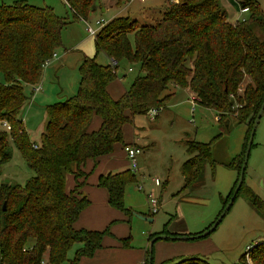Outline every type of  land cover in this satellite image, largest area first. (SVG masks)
Instances as JSON below:
<instances>
[{
	"label": "trees",
	"instance_id": "obj_1",
	"mask_svg": "<svg viewBox=\"0 0 264 264\" xmlns=\"http://www.w3.org/2000/svg\"><path fill=\"white\" fill-rule=\"evenodd\" d=\"M130 1L116 0V5ZM69 4L71 21H89L102 1L69 0ZM238 4L247 11L245 17L233 18L219 0H166L162 16L153 24L140 25L129 15L103 23L94 38L96 55L103 52L116 60V72L96 55L84 56L78 66L76 95L46 105L44 129L39 143H34L22 119L29 101L24 86L33 89L40 80L44 63L62 46L61 33L68 19L58 16L50 5L0 0V119L10 126L8 131L0 128V167L9 160L13 143L33 173L23 184L0 183V264H76L101 247L105 231L75 225L88 205L78 191L79 180L86 175L82 167L87 159L109 155L116 143L124 151L129 143L122 138V130L129 115L145 114L151 108L160 112L174 94L170 87L189 88L196 103L212 108L219 122L232 115L246 125L241 155L224 163L236 169L238 176L264 97L263 12L257 0ZM122 61L137 73L125 93L113 99L108 85L117 78ZM94 115L101 119L98 130L90 129ZM185 151L189 157L180 166L181 190H191L201 181L206 165L214 173L212 141L186 140ZM69 173L76 182L67 191ZM135 183L137 175L129 168L101 174L97 180V186L106 188L109 204L125 215L131 213L124 202L125 191ZM235 185L236 180L220 211ZM239 194L264 218V200L244 180ZM159 234L178 235L166 227ZM121 242L128 246L129 238ZM74 243L79 246L69 259ZM147 255L148 251L144 264ZM158 264L212 263L203 255H183ZM233 264H264V241L251 244Z\"/></svg>",
	"mask_w": 264,
	"mask_h": 264
},
{
	"label": "rangeland",
	"instance_id": "obj_2",
	"mask_svg": "<svg viewBox=\"0 0 264 264\" xmlns=\"http://www.w3.org/2000/svg\"><path fill=\"white\" fill-rule=\"evenodd\" d=\"M12 3L13 0H4ZM240 0H219L233 18L245 17L246 10L239 7ZM28 4L36 6L50 5L54 12L61 18H67L70 23L65 25L61 34V48L56 51V56L43 67V79L36 82L35 91L32 86H24V92L29 97L28 103L23 108V124L27 129L30 141L38 143L39 134L44 129L46 120L45 107L52 102L67 99L76 95L78 89V67H74L76 59L81 57L82 52L75 48L76 43L84 37L85 24L82 21H71V12L63 0H24ZM258 6L264 16V0H257ZM116 5L112 0V10L106 12L96 9L89 16V22L93 25L96 19L104 23L112 13L117 16H130L137 19L138 24H153L159 20L165 10L166 0H132L128 3ZM144 11V12H143ZM143 12V14H142ZM93 48L94 43L87 42ZM65 49H69L66 51ZM58 57V58H57ZM98 59L106 62L103 55ZM77 63V62H76ZM126 64L122 63L117 74L118 78L108 85V91L112 98L117 99L125 93V88L135 77L137 70L133 67L129 72ZM124 75V77H122ZM34 86V85H33ZM174 94L169 99L167 106L160 110L159 114L150 119L149 114L129 115V121L123 126V139L126 143L132 140V131L137 142H141L143 153L138 157V169L150 168L142 177V185L145 193L152 194L159 201L162 192V206L152 215L151 223L141 219L144 217L137 211H133V217L139 218L132 227L134 243L143 244L146 236L159 231L166 221L173 219L179 227H185L193 234H199L211 225L218 216L222 206V199L234 184L237 171L226 167V163L234 156H240L245 138L246 125L240 124L230 115L227 121L219 122L216 112L211 108L196 105L193 115L190 113L191 94L187 88L170 87ZM40 89V90H38ZM38 90V91H37ZM264 114V113H263ZM256 128L255 137L250 148V155L246 164L244 182L249 185L256 194L264 200V115ZM101 119L98 120L100 128ZM91 129V128H90ZM186 140L211 142L213 159L215 160L213 173L211 167L206 165L202 179L198 185L191 188L184 195L179 192L182 186L181 163L189 157L185 151ZM129 141V142H127ZM11 143V141H10ZM12 154L9 160L3 162L0 167V183L2 181L23 184L33 173L29 170L25 159L21 156L18 148L11 143ZM148 149H150L148 151ZM148 151V153H146ZM140 165L141 169H140ZM144 170L140 172V174ZM169 175V181L165 187L155 186L153 178L158 177L161 182ZM137 188V183H135ZM133 185L126 190V205L131 199L130 191ZM178 191V192H177ZM190 193V194H189ZM140 207L146 216L149 214V201L142 191L134 193ZM230 210L225 214L213 232L204 238L192 241L158 240L157 242L169 245L163 246V256L159 258L153 249V263L158 264L173 256L203 255L212 264H233L251 244L261 242L264 239V218L257 214L247 199L241 194L235 197ZM160 206V201H159ZM142 232V233H141ZM79 245L74 243L67 257L74 255V250ZM47 257L45 255L44 260Z\"/></svg>",
	"mask_w": 264,
	"mask_h": 264
},
{
	"label": "crops",
	"instance_id": "obj_3",
	"mask_svg": "<svg viewBox=\"0 0 264 264\" xmlns=\"http://www.w3.org/2000/svg\"><path fill=\"white\" fill-rule=\"evenodd\" d=\"M101 1H102V4L100 7V11L106 12L109 8L112 10V7H111L112 0H101ZM128 3H130V2H128ZM126 6H128V4ZM143 12H142V14H143ZM117 15L115 13H112L111 17L107 21H109L110 19H112V17H115ZM69 23H70V21L68 20L67 24H69ZM84 31H85L84 37H82L80 42L76 43L77 45H75V48L78 51L82 52V54H81V57L79 56V59L77 57V59H76L77 63L75 62L74 67H78L80 65L82 58L84 56L92 57V56L96 55V44L94 43V37L90 36L87 33L86 28L84 29ZM88 41L89 42L92 41V43H94V51H93L92 47L88 46V43H87ZM65 50L68 51L69 49H65ZM101 54L103 55V57H105V59H107L106 62H103L102 60L98 59V55H101ZM96 56H97L96 59H98L103 64H108L112 60L103 52L97 53ZM122 63L126 64L125 66H127V69L129 72L132 70V68H129V65H127V63H125L124 61L119 63V67L122 65ZM119 67L117 68V71H118ZM78 76H79V73H78ZM40 77H41L40 78V81H41L43 79L42 73H41ZM122 77H124V75H122ZM117 78L120 80L121 77L117 76ZM79 79H80V76H79L78 80ZM187 89L189 90V88H187ZM38 90H40V89H38ZM33 91H35V89H33ZM189 92H190V94H192V92L190 90H189ZM261 117H260V120H261ZM99 119H100V117H98L96 115L92 116V119L90 122L91 123V125H90L91 130L97 129ZM260 120H259V122H260ZM245 132H246V130H245ZM245 137H246V134H245ZM244 141H245V138H244ZM127 142H129V141H127ZM132 142H135L140 147V149H141L140 153L142 154L143 153L142 149H143L144 145L141 142L140 143L137 142V139L134 137V131H132V140L129 143H132ZM149 150L150 149H148V151ZM148 151L146 153H148ZM141 166L142 165H140V169H141ZM127 168H129V161H128L126 154L124 153V151L122 149V145L120 143H116V145L114 146V150L109 155L101 156V158H99L97 160L87 159L85 161V164L82 167V171H84L86 173V175H85L84 179L79 180V182H80L79 187L80 188L78 191L82 195L86 196V198L88 200V202H87L88 205L81 211L75 225L77 228H83L85 230L88 229V230H93V231H99V232L105 231V232H104V236L102 238L101 247L96 249L92 256L81 257L76 264H144V259L146 257L147 251H148L147 248H148L149 241L151 240V236L153 234H159L165 227L168 230V232H170V233H175V234L182 235V236L183 235H196V234H193L192 232H189L187 230V228H185V227H179L178 225H176V222L173 219H171V220L166 221V223H164L162 225V228L159 231L149 233L146 236V240L143 242V244H139V245L135 244L134 243V236L131 233V230H132V227L134 226V224L136 223V221L139 220V218L133 217V215H132L133 211L135 210L138 213L142 214L145 217V219H143V220H147L150 223L152 221H154V217H152L151 214H148L146 216L144 211L140 207H138L139 201L137 200L136 196H134L133 194L138 193V191H140V190L138 188H136L135 184H133V190L131 189V191H130L131 192L130 193L131 199L129 198L130 203L127 202L128 206L126 205L128 208H130L131 213L129 215H125L122 210L116 209L109 204L108 192H107L106 188L97 186V180H98V177L101 176V174H106L108 172L114 173V172L121 171V170H124ZM142 169L144 170L141 173L142 177H144L146 172H149V170H152L150 168V166H149V168H144V166H143ZM142 169H141V171H142ZM214 172H215V169H214ZM181 177H182V174H181ZM235 180H234V184H235ZM168 181H169V175H167V177L161 182L160 185H155V186L165 187V184H167ZM75 182H76V180H75L73 174L69 173L65 179L66 190L67 191L72 190L74 188ZM182 183H183V179H182ZM233 185H232V187H233ZM182 186H183V184H182ZM182 186H181V188H182ZM128 187H129V185H128ZM181 188H180L179 192L177 191L178 194L179 193L181 194V192H183L184 195H187L186 192H188L189 190H181ZM231 188H230V190H231ZM126 190H127V188H126ZM125 194H126V191H125ZM162 194L163 193L160 192V194L158 196L159 201H160L159 209L162 206V202H163L162 201ZM220 199H223V198L220 197ZM124 202L126 204L125 196H124ZM123 238H129V245L128 246L122 245L121 240ZM164 240L165 241L171 240L170 242L182 241V240H172V239H164ZM157 241L158 240L155 241L156 243H154L153 249L155 250L156 254L159 256V258H161V257H164L163 256V250H164L163 246L167 247L169 245V243L167 242L166 244H163V243H160ZM184 241H192V240H184ZM183 255H185V254H183ZM183 255H178V256H183ZM173 257H176V256H173ZM165 260H167V259H165Z\"/></svg>",
	"mask_w": 264,
	"mask_h": 264
},
{
	"label": "built area",
	"instance_id": "obj_4",
	"mask_svg": "<svg viewBox=\"0 0 264 264\" xmlns=\"http://www.w3.org/2000/svg\"><path fill=\"white\" fill-rule=\"evenodd\" d=\"M140 1H143V0H140ZM63 2L67 5L69 10H71L69 0H63ZM83 22L85 24V28L87 30V33L90 36H93L94 38L96 37L98 30L101 28L100 26L104 23L100 19H96L94 21L93 25L87 20H83ZM54 56H56V52L52 54L51 58H53ZM49 62H50V60H47L44 63V66H46ZM110 64H111V67L113 69V72L114 71L116 72V70L114 68V66L116 65V60H114V59L111 60ZM194 103H196L195 95L191 94V101H190V113H191V115H193L195 112L196 105ZM147 113L149 114L150 119H153L159 114V110L156 108H151L150 110L147 111ZM0 128L8 131L10 129L9 122L6 119H0ZM124 152L127 155V159L129 161V169L132 171V173L134 172L137 175V185H138L137 188L145 194L147 201H149V214L153 215L159 209V201H157V197L153 196L151 193L150 194L145 193L144 186L142 185V181H141L142 176H141L140 171L138 169V157L141 154L140 153L141 149L135 142H132V143H129L124 148ZM153 183H154V185H160L159 178L154 177ZM263 241H264V239H263ZM247 250L245 252H247Z\"/></svg>",
	"mask_w": 264,
	"mask_h": 264
},
{
	"label": "water",
	"instance_id": "obj_5",
	"mask_svg": "<svg viewBox=\"0 0 264 264\" xmlns=\"http://www.w3.org/2000/svg\"><path fill=\"white\" fill-rule=\"evenodd\" d=\"M261 105L259 107V110L258 112L256 113L255 115V119L252 123V126L250 128V131H249V137L247 139V142H246V145H245V148H244V156H243V160H242V163H241V168H240V171H239V174L237 176V179H236V185L233 189V192L232 194L230 195V200L228 201V203L223 207V209L218 213V216L217 218L214 220V222L208 227L206 228L205 230H203L202 232H200L199 234H196V235H172V234H157L155 236H153L151 238V240L149 241V244H148V255H147V262L146 264H151L152 263V255H153V249H152V246H153V243L156 241V240H164V239H172V240H193V239H199L200 237H205L207 235H209L211 232H213V230L215 229V227L220 223V221L223 219V217L225 216V214L230 210V207L231 205L233 204L234 200L236 199L235 196L237 195L240 187L242 186L243 184V180H244V174H245V170H246V164H247V161H248V158H249V155H250V148L252 146V143H253V139L255 137V131H256V128L259 124V120H260V117L261 115L264 113V97L261 101ZM4 206V201L2 203V207ZM141 217L142 219H145V217H142V216H139ZM151 220V219H150ZM149 220V221H150Z\"/></svg>",
	"mask_w": 264,
	"mask_h": 264
}]
</instances>
